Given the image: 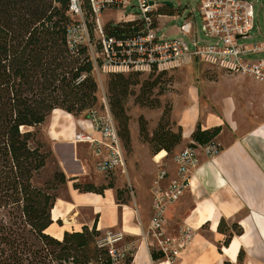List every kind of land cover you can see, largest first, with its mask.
Listing matches in <instances>:
<instances>
[{
    "label": "trees",
    "instance_id": "16d2710c",
    "mask_svg": "<svg viewBox=\"0 0 264 264\" xmlns=\"http://www.w3.org/2000/svg\"><path fill=\"white\" fill-rule=\"evenodd\" d=\"M85 4H81V18L70 10L71 0H0V264H114L96 223L79 232H64L60 240L47 234L54 224V193L67 179L56 171L50 181L39 183L51 153L38 142L36 129L55 112L84 120L96 110L99 89L89 44L99 47L93 39L94 17L86 0ZM135 24L104 29L107 35L122 36ZM124 80L123 75H110L107 83V106L114 121L127 120L125 104L135 85ZM136 100L148 104L142 88ZM220 131L219 127L204 131L197 127L192 144L206 145ZM118 135L120 140L127 138L119 130ZM153 141L157 142L155 156L168 155L181 135L163 134L159 129ZM73 188L98 195L105 190L95 191L90 185L81 190L77 184ZM56 224L62 227L60 220ZM231 230L242 235L237 225ZM231 237L227 236L224 246ZM151 257L158 259L154 254ZM130 262L127 256L121 264Z\"/></svg>",
    "mask_w": 264,
    "mask_h": 264
},
{
    "label": "built area",
    "instance_id": "2783aa9c",
    "mask_svg": "<svg viewBox=\"0 0 264 264\" xmlns=\"http://www.w3.org/2000/svg\"><path fill=\"white\" fill-rule=\"evenodd\" d=\"M86 1L94 17L99 47L97 50L93 44H89L97 75L169 73L199 63L226 75L249 78L264 84V58L254 62L245 59L248 55L264 54V43L246 48L237 42L248 38L256 26L254 6L248 0H200L198 10L204 23V32L215 42L212 45H199L193 40L191 47L183 40L158 36L161 15L158 4L151 0ZM259 2L260 7H264V0ZM131 6L138 12L132 31L122 36L107 35L100 15L111 10L125 12ZM70 10L82 18L79 0H71ZM82 30L85 32L84 24ZM72 38L74 43L78 42L75 31ZM105 108V113L98 114L93 110L80 122L86 128L79 130L71 143L73 146L85 144L90 147L97 173L109 176L120 172L126 176V162L117 126L108 106ZM219 152V145L212 141L203 146L192 144L185 147L176 152L170 162L166 161V156L154 161L157 172L149 190L151 213L139 234L149 254L158 257L153 264H178L182 253L193 242L196 232L189 226L175 233L168 231L166 214L191 189L190 174L198 167L199 157L203 155L213 160ZM170 164L174 167V175L169 179ZM127 188L134 201L131 185L128 184ZM121 242L123 239L120 235L107 234L104 240L114 264H121L133 254L131 245L122 248L116 246Z\"/></svg>",
    "mask_w": 264,
    "mask_h": 264
},
{
    "label": "crops",
    "instance_id": "0c3cea01",
    "mask_svg": "<svg viewBox=\"0 0 264 264\" xmlns=\"http://www.w3.org/2000/svg\"><path fill=\"white\" fill-rule=\"evenodd\" d=\"M258 11L264 12V7L259 6ZM159 14V20L166 18L165 14ZM257 22L255 12L256 25ZM178 36L197 42L188 21L179 28ZM249 56L252 55L245 57L248 61L260 60H250ZM226 84L225 89L212 94L220 107L215 116L205 114L203 125V130L221 128L214 140L220 152L213 160L199 157L198 167L190 174L191 189L166 214L170 233L184 226L196 232L178 264H264V84L240 76ZM85 128L80 124L79 130ZM165 156L166 153L162 158ZM173 168L170 164L169 179L174 175ZM72 189L67 197H56L51 211L54 224L47 234L60 240L64 232H79L83 226L91 228L96 223L97 231L102 234L122 237L123 242L116 245L118 248L131 245L130 264L154 263L139 237L151 213L150 187L149 209L141 205V214L136 207L117 204L113 190L100 196L80 194ZM79 213H91V217L83 224H76ZM65 219L72 222L67 223L69 228L52 233L56 221L62 223ZM232 225L241 228V236L232 232ZM230 234L229 244L224 246Z\"/></svg>",
    "mask_w": 264,
    "mask_h": 264
},
{
    "label": "rangeland",
    "instance_id": "374dc122",
    "mask_svg": "<svg viewBox=\"0 0 264 264\" xmlns=\"http://www.w3.org/2000/svg\"><path fill=\"white\" fill-rule=\"evenodd\" d=\"M79 1L83 7L86 6L85 0ZM151 1L157 3L159 12L166 16V18L159 20L158 36L162 35L166 39L179 38L188 47H191V41L186 36H178L179 28L188 21L192 27V34L199 45L214 44L215 41L209 38L203 30V21L198 10L200 0ZM248 1L254 6L258 22L248 38L237 41L241 46H252L264 42V12L258 11L259 0ZM166 2L172 4V8L164 9L166 6L163 3ZM137 14V10L132 6L125 12L106 11L100 15V22L104 28L109 25L114 27L119 23L136 20ZM93 39L96 43L97 35L95 32ZM248 58L250 60L262 59L264 54L252 55ZM109 77L110 75L96 74L99 90L95 109L98 114H103L106 111L105 107L109 99L107 94ZM123 77L125 78L124 81L129 82L130 85H135L130 87L133 95L127 99L125 104L127 120L125 121L124 117H120L118 121L115 120L118 130L127 135L126 139L122 138L121 140L127 175H122L120 172L109 176L97 173L93 166L95 161L92 158L90 147L84 145H76L75 147L70 143L73 133L79 131L82 120L62 112H55L43 125L36 129L38 142L46 151L51 153L39 183L43 184L50 181L53 173L60 171L65 175L67 182L57 188L54 193L56 197H67L74 184L79 185L81 190L90 185L95 191L105 189L100 196L105 191L113 190L117 204L130 208L136 207L138 213L141 214V205L143 209H146V206L149 209L148 190L157 172V167L153 162V157L157 153V142L153 141V135L159 129L163 134L175 135L180 133V143L170 154L166 155V161L170 162L176 152L192 145L191 136L197 127L203 130L204 119L207 117L205 114L217 115V110L220 107L219 101L212 94H216L218 89H225L227 87L226 81L239 76L226 75L221 71L194 63L163 75L134 76L125 74ZM245 79L250 80L249 78ZM140 88L148 96L147 105H142L136 100ZM212 129L214 128L208 130ZM71 179L74 181H70ZM71 182L73 183L68 184ZM128 184L134 191V201L129 194ZM108 186H112V189H106ZM72 190L78 192L74 188ZM78 216L76 224H83L91 217V213H79ZM68 222L66 219L62 222L63 228L55 223L52 233L59 230L62 232L65 228L68 229L70 226L67 224ZM106 236L102 234L103 239Z\"/></svg>",
    "mask_w": 264,
    "mask_h": 264
},
{
    "label": "bare ground",
    "instance_id": "6f19581e",
    "mask_svg": "<svg viewBox=\"0 0 264 264\" xmlns=\"http://www.w3.org/2000/svg\"><path fill=\"white\" fill-rule=\"evenodd\" d=\"M165 155V152H160L157 156H155V161L162 159V157Z\"/></svg>",
    "mask_w": 264,
    "mask_h": 264
},
{
    "label": "water",
    "instance_id": "95a60500",
    "mask_svg": "<svg viewBox=\"0 0 264 264\" xmlns=\"http://www.w3.org/2000/svg\"><path fill=\"white\" fill-rule=\"evenodd\" d=\"M163 5H165V6L169 7V8H172V4H170V3H168V2L163 3Z\"/></svg>",
    "mask_w": 264,
    "mask_h": 264
}]
</instances>
